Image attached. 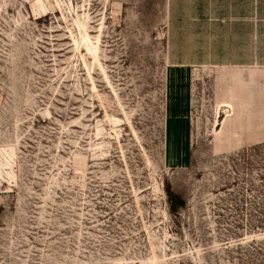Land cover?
Returning <instances> with one entry per match:
<instances>
[{
    "label": "rangeland",
    "instance_id": "obj_1",
    "mask_svg": "<svg viewBox=\"0 0 264 264\" xmlns=\"http://www.w3.org/2000/svg\"><path fill=\"white\" fill-rule=\"evenodd\" d=\"M257 245L264 0H0V264H264Z\"/></svg>",
    "mask_w": 264,
    "mask_h": 264
},
{
    "label": "crops",
    "instance_id": "obj_2",
    "mask_svg": "<svg viewBox=\"0 0 264 264\" xmlns=\"http://www.w3.org/2000/svg\"><path fill=\"white\" fill-rule=\"evenodd\" d=\"M173 116L177 122V134L172 142L168 159L170 162H183L187 159V152L184 150L185 140H187V120L185 115L180 117L174 114Z\"/></svg>",
    "mask_w": 264,
    "mask_h": 264
},
{
    "label": "bare ground",
    "instance_id": "obj_3",
    "mask_svg": "<svg viewBox=\"0 0 264 264\" xmlns=\"http://www.w3.org/2000/svg\"><path fill=\"white\" fill-rule=\"evenodd\" d=\"M59 4V3H58ZM60 5V4H59ZM58 5V6H59ZM33 10H35L36 11V9H35V5H33ZM79 21V20H78ZM77 24V23H76ZM79 26H80V28H81V42H83V44H84V46L86 47V49H87V51L89 52V53H91L92 55H93V57L96 59L97 58V56H98V50H99V47H98V45H96V44H94L92 41H91V39H90V35H89V33H88V26H87V23H84V22H80L79 23ZM74 42H75V45H76V48L78 49V50H80V46H82V45H80L81 44V42L80 41H78L76 38L74 39ZM99 57V56H98Z\"/></svg>",
    "mask_w": 264,
    "mask_h": 264
},
{
    "label": "trees",
    "instance_id": "obj_4",
    "mask_svg": "<svg viewBox=\"0 0 264 264\" xmlns=\"http://www.w3.org/2000/svg\"><path fill=\"white\" fill-rule=\"evenodd\" d=\"M258 246V245H257ZM257 249H259V252H264V245H262V246H258L257 248H256V250Z\"/></svg>",
    "mask_w": 264,
    "mask_h": 264
}]
</instances>
